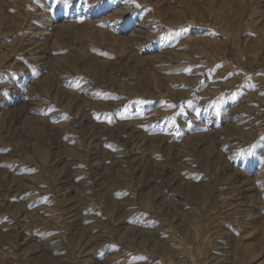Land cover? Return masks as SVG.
I'll use <instances>...</instances> for the list:
<instances>
[{"label":"rangeland","instance_id":"rangeland-1","mask_svg":"<svg viewBox=\"0 0 264 264\" xmlns=\"http://www.w3.org/2000/svg\"><path fill=\"white\" fill-rule=\"evenodd\" d=\"M36 263L264 264V0H0V264Z\"/></svg>","mask_w":264,"mask_h":264},{"label":"bare ground","instance_id":"bare-ground-1","mask_svg":"<svg viewBox=\"0 0 264 264\" xmlns=\"http://www.w3.org/2000/svg\"><path fill=\"white\" fill-rule=\"evenodd\" d=\"M39 263V262H38ZM37 264V263H36Z\"/></svg>","mask_w":264,"mask_h":264}]
</instances>
